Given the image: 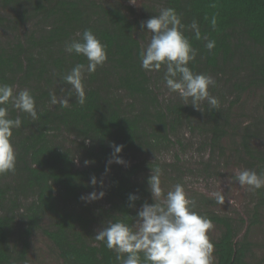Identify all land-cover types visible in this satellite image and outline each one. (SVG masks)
Masks as SVG:
<instances>
[{
  "label": "trees",
  "instance_id": "16d2710c",
  "mask_svg": "<svg viewBox=\"0 0 264 264\" xmlns=\"http://www.w3.org/2000/svg\"><path fill=\"white\" fill-rule=\"evenodd\" d=\"M128 1L0 0V83L13 86L14 93L29 90L37 111L33 119L11 103L6 105L9 117H19L22 124L13 129L11 138L15 171L0 175V264L25 262L29 237L42 228L45 216L50 221L43 233L64 264H119L117 253L95 235L109 220L132 226L135 209L144 203L147 191L131 183L135 166L108 164L111 145H123L120 157L159 149L180 124L188 123L209 136L211 150L221 149L233 102L229 106L219 102L213 109L201 101L198 110L178 93L160 102L151 80L165 83L166 68L141 67L142 46L136 32L142 29V21L164 8L176 10L186 26L184 35L197 50L188 66L213 77L215 86L208 90L218 101L224 89L264 87V0H162L159 10L140 16L134 15ZM1 8L10 14H2ZM213 16L215 28L210 23ZM193 20L199 26V40L187 27ZM28 23L32 27L26 31ZM21 28L25 34L19 37ZM85 29L107 45L108 58L94 73L84 72L86 102L81 106L61 76L78 63L87 64L83 55L65 51L66 43L80 40ZM205 37L216 42L213 50L205 48ZM50 93L58 101L67 99L68 107L51 103ZM240 132L239 160L245 169L264 173V147L252 144L264 138V115ZM77 159L81 166L76 165ZM106 165L112 172L105 171ZM102 173L108 174L106 184L99 185L107 202L93 214L81 197L94 188L91 177L101 184ZM129 194L138 199L129 201ZM97 219L100 229L95 230ZM209 219L221 227L219 236L211 240L215 264H264V255L259 262L252 261L246 233L236 239L238 230L226 218L212 215Z\"/></svg>",
  "mask_w": 264,
  "mask_h": 264
},
{
  "label": "clouds",
  "instance_id": "9594fccd",
  "mask_svg": "<svg viewBox=\"0 0 264 264\" xmlns=\"http://www.w3.org/2000/svg\"><path fill=\"white\" fill-rule=\"evenodd\" d=\"M207 19V17H206ZM213 28L217 20L213 16L210 21ZM195 32L196 39H201L198 23L193 20L187 26ZM141 28L152 33L150 42L139 51L141 67L147 71H159L162 65L166 68L164 81L172 93L188 101L200 110V102L207 101L213 109L218 108L219 101L209 93V86H215V80L210 75L195 73L188 66L195 61L197 50L184 35L186 26L174 8L161 9L159 14L142 21ZM207 40V38L205 37ZM214 40H207L205 48L209 51L215 48ZM65 51L83 55L87 64H76L61 79L76 93L77 103L83 106L86 96L83 85V74L94 73L98 66H103L107 60V45L93 33L85 29L81 39L66 43ZM51 103H59L68 107V100H57L54 93H50ZM11 103L14 109L37 118L35 99L29 90L24 89L14 93L13 86L0 83V175L14 172L16 167V152L11 142L13 129L21 127L19 117H9L6 105ZM187 105V104H186ZM113 152L108 164H125L118 154L123 145L112 144ZM87 164V161L85 162ZM105 171H109L106 165ZM161 169H152L148 177V191L154 203L145 202L137 211L135 226H130L123 220H109L98 230L95 239L102 241L110 250L117 253L119 264H213L214 245L210 241L208 232L213 227L212 221L196 211L195 201L186 195L182 184H176L169 190L163 202H157L162 195ZM241 187L247 186L254 192L264 188V173L258 174L254 170L243 169L235 176ZM91 185L97 184V178L91 177ZM104 191H93L81 199L91 202L102 199ZM216 203L224 204L225 196L222 192L213 193ZM138 197L129 194L128 200L135 201ZM133 207V204H129Z\"/></svg>",
  "mask_w": 264,
  "mask_h": 264
},
{
  "label": "rangeland",
  "instance_id": "374dc122",
  "mask_svg": "<svg viewBox=\"0 0 264 264\" xmlns=\"http://www.w3.org/2000/svg\"><path fill=\"white\" fill-rule=\"evenodd\" d=\"M94 1L106 3L109 0ZM127 3L133 8L134 15L140 16L150 9L159 10L162 0H129ZM1 11L2 14H10L7 9L1 8ZM31 27L32 23L26 24V31ZM24 34L23 28L18 30L19 37ZM4 35L7 36L8 32ZM136 36L143 47L150 42L152 33L139 29ZM11 38L12 34L9 35V39ZM151 86L162 103L163 99L166 102L174 96V93L168 90L166 83L160 80L153 78ZM222 92L224 95L219 101L220 104L229 106L231 101L233 104L229 110L226 136L220 140L221 149H210L209 136L204 134L200 127L190 128L188 123H182L170 136L165 146L159 149H144L123 156L126 162L123 165L136 167L131 183L133 186H145L147 194L144 203L149 204L154 203V200L148 191V177L152 169H161L162 195L157 202L162 203L169 190H173L178 183L182 184L186 195L195 201L194 211L207 218L212 215L226 218L238 230L236 239H241L246 233L247 240L252 244L250 257L252 261L259 262L264 255V188L251 192L247 186L241 187L235 180V176L245 169L239 160L240 131L244 126L256 121L257 117L264 115V87H250L242 91L224 89ZM252 144L257 148H263L264 138L254 140ZM76 165L81 166L78 159ZM109 172L112 170L109 169L107 173ZM107 176L106 173L100 174L101 184L85 191L82 196H87L93 191L99 193L101 191L99 185L106 184ZM218 191L225 196L224 204H218L215 201L213 193ZM83 202L86 201L83 200ZM106 202L104 196L102 199L86 203L92 207L93 214H96L98 208L104 206ZM143 204L136 207V214ZM49 221V217L45 216L41 222L42 228L35 229L30 235L29 248L23 264H64L52 242L43 233L42 229L49 226ZM212 225L213 227L208 232L210 241L216 239L221 231V227L214 221ZM93 226L95 230L100 229L98 219ZM132 226H135V221ZM213 264H215L214 253Z\"/></svg>",
  "mask_w": 264,
  "mask_h": 264
}]
</instances>
